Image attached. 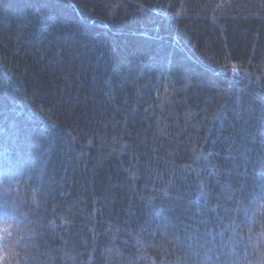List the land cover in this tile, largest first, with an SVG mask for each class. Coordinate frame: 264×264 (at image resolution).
<instances>
[{
  "label": "trees",
  "instance_id": "trees-1",
  "mask_svg": "<svg viewBox=\"0 0 264 264\" xmlns=\"http://www.w3.org/2000/svg\"><path fill=\"white\" fill-rule=\"evenodd\" d=\"M0 264H264V0H0Z\"/></svg>",
  "mask_w": 264,
  "mask_h": 264
}]
</instances>
